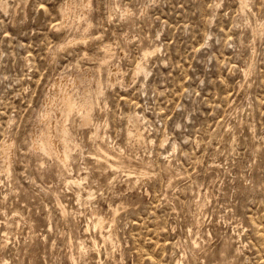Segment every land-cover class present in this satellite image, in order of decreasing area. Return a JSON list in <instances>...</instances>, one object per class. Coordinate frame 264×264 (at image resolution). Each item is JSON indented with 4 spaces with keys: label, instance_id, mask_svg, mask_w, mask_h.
I'll return each instance as SVG.
<instances>
[{
    "label": "rangeland",
    "instance_id": "1",
    "mask_svg": "<svg viewBox=\"0 0 264 264\" xmlns=\"http://www.w3.org/2000/svg\"><path fill=\"white\" fill-rule=\"evenodd\" d=\"M0 1V264H264V0Z\"/></svg>",
    "mask_w": 264,
    "mask_h": 264
},
{
    "label": "bare ground",
    "instance_id": "2",
    "mask_svg": "<svg viewBox=\"0 0 264 264\" xmlns=\"http://www.w3.org/2000/svg\"><path fill=\"white\" fill-rule=\"evenodd\" d=\"M3 3L4 0H2ZM8 0H6L7 2ZM84 1V0H83ZM2 3V4H3ZM69 3V2H68ZM68 3H67V6H68ZM0 4H1V1H0ZM88 4V3H87ZM7 5V3H6ZM71 4H69L70 6ZM66 6V8H67ZM72 6V5H71ZM65 7V6H63ZM6 8V7H5ZM61 9L63 11V14L67 13L69 10L68 8L67 9ZM71 8V7H69ZM117 9V8H116ZM68 10V11H67ZM82 11V10H81ZM124 11V10H123ZM58 14V13H57ZM67 18V16H65V19ZM70 17H68V20H69ZM64 19V18H63ZM72 19V18H71ZM59 20V19H58ZM61 24V23H60ZM64 25V24H63ZM61 28V27H60ZM63 29V28H62ZM66 37V36H65ZM87 37V36H86ZM69 39V38H68ZM71 42V41H70ZM62 43V42H61ZM67 43V42H66ZM148 51V50H147ZM109 52V51H108ZM107 53V51H106ZM146 54V53H145ZM141 65V64H140ZM142 66V65H141ZM97 80V79H96ZM58 82H61L62 81H58ZM60 83V84H61ZM64 84V83H63ZM55 86H58L57 84ZM67 86V85H66ZM66 86H63L64 88ZM63 87L61 88L62 90H60V94H59V90H58V94H59V97L57 95V92H56V95L58 97V101L56 104L54 105H50L49 107H46V110L44 109V114H43V120H44V127L42 129H40L41 131L39 132V136L36 137L35 139V148L39 149V150H42L44 153L46 154H52V153H56L58 155V157L61 159L62 162H66L69 157H70V148L67 146L66 144V136L68 133V128L67 126L63 123L64 119L68 118L72 113L73 111L76 109L77 107V102L76 100L74 99V96L72 95V92H67L65 89L63 90ZM56 88V87H55ZM69 88V87H68ZM85 89V88H84ZM53 90L52 88L50 89V91ZM57 90V89H56ZM55 90V91H56ZM68 90V89H67ZM99 90V89H97ZM101 90V88H100ZM99 90V91H100ZM49 91V92H50ZM85 91V90H84ZM94 91V90H93ZM87 93V92H86ZM87 95V94H86ZM54 96V94H53ZM82 96V95H81ZM55 97V96H54ZM56 97V98H57ZM48 98V97H47ZM52 98V97H50ZM46 99V97H45ZM54 99V98H53ZM48 100V99H47ZM56 100V99H55ZM49 102V101H47ZM85 102V101H84ZM91 102V101H90ZM53 103V102H51ZM50 103V104H51ZM87 103V102H86ZM47 103H45L46 105ZM89 106H88V110L92 107L90 103H88ZM44 105V106H45ZM87 105V104H86ZM48 106V105H47ZM85 106V104H84ZM43 107V106H42ZM86 111L85 112V115H84V121L88 120L89 118V111ZM42 112V113H43ZM53 112H58L59 116H60V120H56L55 118V122L52 119H50V116L51 114H53ZM57 114V113H56ZM55 114V115H56ZM40 115V114H39ZM42 115V114H41ZM57 116V115H56ZM83 116V115H82ZM59 119V117H58ZM65 119V120H66ZM53 120V121H52ZM52 121V122H51ZM134 124V123H133ZM132 126V125H131ZM130 126V128H132ZM129 128V130H130ZM134 129V127L132 128ZM131 129V130H132ZM37 130V129H36ZM128 130V132H129ZM132 132V131H131ZM134 132V130H133ZM135 134L137 135H140L138 130L137 132H135ZM37 136V135H36ZM141 136V135H140ZM135 137V136H134ZM139 137V136H138ZM144 137V136H143ZM35 138V137H33ZM138 139V138H137ZM34 141V140H33ZM10 142V141H9ZM73 146V145H72ZM10 149H11V145L8 143L6 144H3L2 145V154L4 155V157L6 158V161L4 163H8L9 164V157L12 156L10 153ZM72 149V148H71ZM12 151V150H11ZM72 151V150H71ZM103 152V150H102ZM106 154V153H105ZM6 163V164H7ZM7 166V165H6ZM97 224H100V221L97 220Z\"/></svg>",
    "mask_w": 264,
    "mask_h": 264
}]
</instances>
